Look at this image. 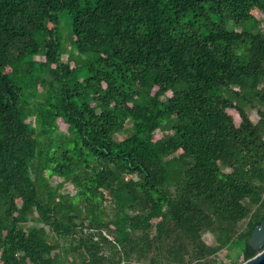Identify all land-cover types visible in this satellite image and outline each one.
<instances>
[{"label":"trees","instance_id":"obj_1","mask_svg":"<svg viewBox=\"0 0 264 264\" xmlns=\"http://www.w3.org/2000/svg\"><path fill=\"white\" fill-rule=\"evenodd\" d=\"M263 137L264 0H0V264H241Z\"/></svg>","mask_w":264,"mask_h":264},{"label":"rangeland","instance_id":"obj_2","mask_svg":"<svg viewBox=\"0 0 264 264\" xmlns=\"http://www.w3.org/2000/svg\"><path fill=\"white\" fill-rule=\"evenodd\" d=\"M260 17H262V16H260ZM65 23H67V17H66V14L64 12H62V13H60V24L63 26V24H65ZM61 35H62V42H63V44H64V46L66 48V54H63V56H62L63 62H65L67 60V57L70 55L72 57V60L74 61L75 65L80 66V67L81 66H84L88 62V57H86V56H78L76 54V51H75V49H74V47L72 45V42L70 40V36H69L67 30H62V34ZM70 65H71V67H73V64L72 63ZM248 115H249V118H250L251 122H253V123H256L257 122V120H258V114H257L256 109L253 108V109L248 110ZM130 126H131V124L128 122V123H126V126L125 127L127 129H129ZM60 128H62L64 130L65 127L64 126H61ZM126 134L127 133H124L123 135L118 136L117 139L119 140V138H123L124 136H126ZM61 180H62L61 178L53 177L50 180V184H51V186L55 187L58 184V182H60ZM62 192L63 193L73 194L74 193V189L69 188L68 185L65 184L63 186ZM108 208H109V206H108ZM244 225H245V222H242L241 225H240V227L242 228V227H244ZM32 226L40 227V225H37L32 220H29L25 224V227L26 228H29V227H32ZM45 229H47V228L45 227ZM102 234L105 235V236H107V237H110L107 231H103ZM202 238H203V241L207 245H211L212 242H213V236L209 232L205 233L202 236ZM95 239H97V238H95ZM226 253H227L226 250H223V251L218 252L217 255H216L217 260H219V261L225 260L226 259V256H225Z\"/></svg>","mask_w":264,"mask_h":264},{"label":"water","instance_id":"obj_3","mask_svg":"<svg viewBox=\"0 0 264 264\" xmlns=\"http://www.w3.org/2000/svg\"><path fill=\"white\" fill-rule=\"evenodd\" d=\"M247 245L257 253L241 264H264V220H262L252 231Z\"/></svg>","mask_w":264,"mask_h":264}]
</instances>
